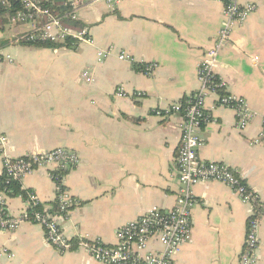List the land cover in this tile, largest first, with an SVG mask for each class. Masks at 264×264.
Returning <instances> with one entry per match:
<instances>
[{"label": "crops", "instance_id": "obj_1", "mask_svg": "<svg viewBox=\"0 0 264 264\" xmlns=\"http://www.w3.org/2000/svg\"><path fill=\"white\" fill-rule=\"evenodd\" d=\"M64 1L78 3L77 22L66 23L87 26L94 43L33 46L14 41L32 29L31 23L0 30V130L9 138L5 153L12 157L57 147L78 153L80 163L64 178L76 200L62 223L73 246L61 251L46 240L41 225L25 222L14 231L0 230V264H104L74 240L115 245L121 226L153 207L176 204L182 119L177 113L160 118L153 111L199 90V65L223 23V3L217 0H122L115 10L105 1L51 4ZM240 1L255 2L257 9L234 28L215 72L227 92L244 97L256 115L241 130L235 111L210 95L198 157L234 168L263 202L258 264H264V144L255 143L264 117V0ZM101 49L112 55L99 61ZM122 52L133 60L120 59ZM151 62L158 63L151 75L134 65ZM85 70L92 82L82 78ZM119 87L124 96L115 93ZM138 91L143 96H136ZM21 183L46 207L55 202L48 168ZM193 191L198 202L192 238L177 263L239 264L252 205L218 181L198 183ZM8 207L17 215L26 201L9 195Z\"/></svg>", "mask_w": 264, "mask_h": 264}, {"label": "built area", "instance_id": "obj_2", "mask_svg": "<svg viewBox=\"0 0 264 264\" xmlns=\"http://www.w3.org/2000/svg\"><path fill=\"white\" fill-rule=\"evenodd\" d=\"M105 1L111 10H115L122 0H91ZM223 3V23L218 31L213 46L205 53L199 65L200 88L191 99L184 104L173 102L166 107L154 109V115L160 118L169 117L175 113L181 116V145L176 156V169L180 181V189L176 204L170 208L153 207L137 219L121 226L117 231L118 242L115 245L105 243L101 239L81 237L78 245L87 250L92 257L104 264H178L177 256L192 238L193 210L198 200L193 188L201 182L218 181L231 187L244 201L252 205L247 221V233L244 249L239 264H258L260 247V220L263 202L251 190L245 179L234 168L218 161H206L198 157L202 145L201 129L209 120L206 110V99L210 95L217 97V104L232 108L236 113L237 127L244 130L248 127L256 113L250 109L246 99L241 96L226 93L222 95L219 87L226 88L223 80L215 81L218 76L215 67L224 47L231 40L234 28L244 24L250 15L256 11L255 2L242 3L240 0H217ZM52 0H0L7 23L4 27L13 26L15 29L22 23H31L32 29L14 37L16 43H55L65 44L71 41L93 44L94 38L87 26H74L66 23L69 20L77 22L78 3L64 1L63 9L51 4ZM2 10V11H3ZM112 50L98 51V60L108 58ZM122 60L133 58L122 52ZM6 59L11 61L10 56ZM145 71L151 75L158 63H146ZM82 78L87 82L94 80L92 73L85 70ZM123 88L115 93L124 96ZM136 96H143L141 91ZM9 142L8 136L0 130V155H3V173L8 180H22L40 168H48L49 174L56 183L59 207L51 212L31 211L32 202H41L35 193H31L26 201V207L17 215L10 212L8 207L9 190L0 191V230L14 231L23 223L30 222L44 228L46 240L61 251L70 250L73 239L66 236L62 223L68 217L76 200L62 180L57 183L59 170H67L80 163L77 152L71 149L57 147L44 152H34L30 155L12 157L5 153ZM255 143L264 144V117L262 128ZM10 256L14 254L9 253Z\"/></svg>", "mask_w": 264, "mask_h": 264}, {"label": "trees", "instance_id": "obj_3", "mask_svg": "<svg viewBox=\"0 0 264 264\" xmlns=\"http://www.w3.org/2000/svg\"><path fill=\"white\" fill-rule=\"evenodd\" d=\"M58 8L61 10L63 9V6L60 5L58 6ZM2 8V6L0 5V30L2 31L5 27V24L8 22L7 21V13H4V10ZM69 23V22H68ZM26 45H33V46H41V47H58V46H64L63 44H55V43H23ZM72 44L71 41L67 42V45ZM134 65L142 72L146 73V74H150L147 73L145 71V65L144 64H138V63H134ZM215 81H220L221 79L219 78V76H216L214 78ZM219 92L224 95L226 93V88L224 87H219ZM193 96L190 97H185L181 100V102H183L184 104L187 103V101L189 99H191ZM68 170H59L56 172V174L58 175V179H57V183H59L60 185L62 184V180H64L65 175L68 173ZM0 189H7L9 190V195L11 196H20L22 197L24 200L29 199L30 194L33 192L30 189H25L22 187V183L20 180H8V178L6 177V175L3 173L0 175ZM59 207V201L56 199L55 202L50 203L49 207H46L42 202H38V203H34L32 202V207H30L31 211L37 210V211H42L44 212V210L47 211H51L54 212L58 209ZM78 240H74V244H77Z\"/></svg>", "mask_w": 264, "mask_h": 264}, {"label": "rangeland", "instance_id": "obj_4", "mask_svg": "<svg viewBox=\"0 0 264 264\" xmlns=\"http://www.w3.org/2000/svg\"><path fill=\"white\" fill-rule=\"evenodd\" d=\"M6 31H7L6 33H8V32H9V28H8V27L6 28Z\"/></svg>", "mask_w": 264, "mask_h": 264}]
</instances>
